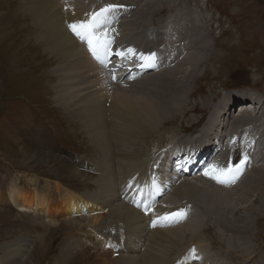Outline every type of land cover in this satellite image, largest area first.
Returning <instances> with one entry per match:
<instances>
[{
	"label": "rangeland",
	"instance_id": "374dc122",
	"mask_svg": "<svg viewBox=\"0 0 264 264\" xmlns=\"http://www.w3.org/2000/svg\"><path fill=\"white\" fill-rule=\"evenodd\" d=\"M61 3L63 5V8L60 7L62 11H69L70 6L76 4L79 8L77 13H80V0H61ZM109 5H113L115 8L107 14V21L110 20V22L105 27L109 38L113 41L112 46H110V53L113 51L115 55L109 53L108 58L110 57V60L119 66L126 62L124 58L134 63L139 60L141 53L137 50L139 45L130 44L126 39L130 31L133 32L136 41H143L142 34L150 38L151 34L161 28L171 16H184L186 19L191 18L198 21L197 24L202 25L203 31H205L200 33L207 37L206 42L210 46L209 50V46L204 48L208 50L203 52L205 63H201L194 72H192L194 68L189 64L178 69V71L187 74L188 72L196 73L194 79L189 76L191 81L185 80V83L188 84L187 96H184L185 106L187 105L186 110L178 115V113H171L167 109L165 122L162 121L161 126L152 131L155 135L143 134L146 141L140 139L143 146L142 150L146 149L147 151L150 149L151 143H158L153 139L156 137L164 139L162 142L158 139L159 144L153 150L154 153L156 151L158 154L163 153L162 159L166 160L164 162L167 165L168 174L162 176L165 180L164 195L157 200L156 205L163 211L157 215L165 217L173 213H185L184 217L168 221H164L163 218L155 219V222L156 220L158 222L155 223V226L153 224L151 231L175 229L186 224L189 227V224L194 223L195 228L198 227L196 231H186L189 230L187 225L183 227L186 232L182 236V240H179V244L182 243L181 252L183 254L191 252L190 249H193L195 245L194 241L201 236L204 249L213 254L212 257L216 254L219 264H264V209L261 216L251 217L252 232L250 236H246L237 235L242 231L232 227L231 224L233 223L222 222V218L228 216V213L232 216V220L237 218L234 221L236 226L243 225V219L247 218L246 209L249 208L250 204L242 203L241 200L235 201V203L230 202L232 196L229 197V200L225 197L229 202V207L226 210L213 203L212 206L215 208L210 207L209 199L207 200L208 205L205 206L201 205L196 198L194 200L198 203H188V199L191 197L185 199L187 202L177 204L164 202L167 198L172 200L174 189L185 179L194 182L199 187L201 186L200 188L204 190H207L210 185L226 191L230 189L232 193H236L235 198L242 197L243 200L245 199L244 196H241V191L236 190V188L241 185L243 178H246L249 172L255 168L252 164L253 150L248 147V144L254 136L260 137L262 144H264V126L260 125V123L264 124L260 116L263 115L264 107V0H94V8L89 11L84 10L85 14L81 15L89 17L93 12H99ZM5 17L10 21H5ZM198 17L200 20H197ZM116 20L117 30L115 33L118 31V36L111 37L113 34L111 26ZM201 20L202 22H199ZM35 23L24 10V4L21 3V0H0V192L2 196L7 197L13 187L16 186L24 189L33 188V190H49L50 187L52 198L58 200L61 192L53 188L57 184H61L67 190L86 196V194L94 193L95 187L106 176L103 170L107 171L111 167H104L106 164L103 160V154L94 145L93 142L96 141L90 138L87 124L80 117L73 115L74 109L78 108L74 104L89 92L103 88L101 91L105 94L104 103L108 108L113 104L114 97H117L118 100L126 98L132 105L138 103L143 105L146 99L151 98V92L160 93L157 90V87H161L159 82L152 79L161 72L162 69L159 66H162L166 71L174 70L176 66L181 64L180 61L186 60L189 56L183 49L185 52L182 54V56L184 55L182 59H178L175 52L173 53L174 56L172 55L170 58L168 49L172 48V41L163 30L165 34L163 39H159L160 45L156 46L153 45L155 43H151L149 50L142 53V55L167 53L164 54L165 56L162 55L160 57L162 60L160 61L159 58L156 63L157 70H154L158 73L151 70L153 72H148L150 74L148 76L147 73H144L145 75H141V78H138L140 74L133 77L139 79L134 81L130 78H132L135 68L133 72H127V76L125 75L127 78H123L125 81H114L117 83L114 87L96 82V77H94L95 83H92L89 89H86L85 85L77 87L76 93L70 97L72 99L70 106L64 107L62 104L66 102V97L63 95L65 100L61 99V103H58L57 97L59 95L57 96L55 93L57 78L60 76L56 69L58 66L57 59L54 61L49 59L48 54L42 49L43 46L39 45L36 39L39 34L37 32L38 27ZM150 39L156 40V38ZM177 40L180 41L181 38L179 37ZM146 41L148 40L143 42ZM183 42L185 45V41ZM118 44L122 50L133 49L135 55L125 52L124 58L116 56ZM85 45L88 47L86 42ZM139 49H141L140 46ZM158 49H161L159 53ZM87 51L86 53L91 57L92 53L89 52L88 48ZM177 61L179 62L177 63ZM138 63H136V67ZM175 74L174 71L172 75ZM166 76L169 79L171 77V75ZM130 80L134 83L129 82ZM74 84L68 87H73ZM183 91L184 88L179 91L180 96L186 94ZM168 93L169 91L162 93L164 98L168 97ZM237 93L250 94L248 99L242 102L240 100L235 101L231 104V107L235 106L231 109V123H236L237 127H232L227 119V124L222 125L221 129L238 130L240 127H244L247 133H241V128L233 133L234 135L228 136V139L224 135L216 136L213 120L216 118L217 110L225 107L226 98L234 97ZM173 96L175 95L173 94ZM109 99L112 100L111 103H109ZM172 102L173 100L170 101V104ZM243 102L253 106L250 108L248 106L249 109H246L248 111L243 112L245 110L241 106ZM169 108H172L171 105ZM253 111H257V113L254 114ZM219 114L221 115V111ZM242 115L244 117L250 116L242 121L240 120ZM251 116H254V119ZM208 125H210L209 128ZM206 127L209 130L211 128V132H207L208 134H205ZM204 134L206 138L201 139ZM211 141L214 143L213 146L210 145ZM189 142L190 146L187 145ZM245 142L247 145L244 144ZM160 147L161 149H159ZM176 149L179 150L178 153L170 155V152ZM260 151L264 153V145L262 148L258 145V149L254 152L255 160L260 156ZM26 153L33 158L25 157ZM49 154L57 159L54 158L47 162L48 159L45 156ZM40 155L42 162H40ZM42 155H45L44 158ZM218 155L219 157L216 158ZM244 155H248L246 164L251 167L248 168L245 165L242 174L233 183L220 184L204 175L208 165L212 164L214 160L217 162L216 166L219 168L226 166V169L229 164L233 166L239 164ZM183 158L187 160L184 161ZM180 161L188 164L190 167L188 172L191 173H182L185 163L179 165ZM197 162H200L198 167ZM202 163H205V166ZM112 165L110 164V166ZM260 165L262 164L260 163ZM114 166L115 172H117L118 165L115 164ZM153 166H156V163ZM261 167H264V162ZM76 171L82 173L83 176H77L78 173L75 176L73 173ZM195 171L199 172L196 174L197 176H190ZM181 174L188 178H183L179 182L177 177ZM244 174L246 177L243 176ZM251 180L253 182L260 180V183L263 184L261 185L262 194L258 193L259 190L254 187L255 191L250 194V200L262 199V195H264V170L256 171ZM115 182H117L119 193H121L120 196H123L119 178ZM248 188H250L249 185ZM223 196H227V194ZM259 204L260 201L253 210L259 207ZM166 205L172 209L164 210ZM105 213L107 214L108 211ZM149 213L147 211L146 217L151 216ZM194 215L201 218L193 220ZM42 220L33 214L18 210L7 201L0 205V262H9L7 259L14 258L12 256L14 253L19 255L11 260L10 264H97L99 261L98 250L92 248L89 253H86L78 241V236L89 228V223L81 220L80 217H76L74 220L69 219L66 223L63 221L56 226L49 225ZM190 221L191 223H188ZM98 228L107 235L111 234L112 237H117L114 230V232L106 231L101 228V225L97 226ZM235 236L240 241L238 239L236 241ZM247 241H249L251 249L248 252L242 251L241 248L246 247ZM21 247L25 250L24 252H20ZM225 249L227 250L225 251ZM193 254L194 257L189 259L187 264H206V262L211 261L208 257L198 258L197 253ZM179 257L182 258V256ZM174 264L179 263L175 261Z\"/></svg>",
	"mask_w": 264,
	"mask_h": 264
},
{
	"label": "bare ground",
	"instance_id": "6f19581e",
	"mask_svg": "<svg viewBox=\"0 0 264 264\" xmlns=\"http://www.w3.org/2000/svg\"><path fill=\"white\" fill-rule=\"evenodd\" d=\"M21 3L24 4V10L30 15L32 20L36 22L35 24L38 27L37 32L39 33L36 36V39L39 42V45L43 46L42 49L46 54H48L49 59L53 61L57 59L58 66L56 69L60 74V76L57 78L58 81L56 82L57 85L55 86V90H56L55 93L57 94V96L59 95L57 97L58 103H61L60 100L61 99L65 100L66 97V102L62 105L64 107L65 106L69 107L70 106L69 104L71 103L72 100L70 97L72 96V94L76 93L77 91L76 88L80 87V85H85V88L87 87L86 89H89L91 87V84L95 83L94 77H96V82L107 84V86L109 87L112 86L114 87L117 84L114 82L115 80L109 78L108 75L109 70L107 67V62L109 65L111 64L110 62L111 60H109L110 57L108 58L107 56L105 58L104 56L101 55V58L97 59L96 57L94 56L92 57L91 55L92 57L91 59V57H89L87 54L88 47H86L85 42L77 38L68 27L70 23L86 21L87 19L90 18V15L89 17H83V15L81 14H85L84 10L89 11L94 8V0H80V13H77L79 8L78 5L76 4L71 5L69 11L66 12L62 11L63 5L61 3V0H21ZM61 6L62 8H60ZM88 6H90L89 7L90 9L88 8ZM6 17L4 18L5 21L8 20L6 19ZM113 18L115 17L113 16ZM197 20H200L199 17ZM109 22L110 20L107 21V23ZM199 22H202V20ZM197 23L198 21H195L194 19L191 18L186 19L184 16H171L169 20H167L166 23L161 28L155 30L151 34L150 38H156V40H151L149 36H145L144 34H142L143 36L142 40L143 41L148 40V41L146 42L136 41L132 31H130L129 35L126 37L127 41L130 44H133L135 46L139 45L141 48L139 49V46H137L138 47L137 50L139 51V53L140 52L141 53L139 54V60L136 63L140 62L141 60L149 61L148 64L149 69L147 71H142L141 69L142 66L140 64L137 65L135 71L133 70L135 73L132 71L133 76L131 75L132 78L130 79L134 81H138L139 79L133 77H136L139 74L140 75L138 76V78L142 77L141 75H143L144 73L141 72H145V74L147 73L146 75L148 76L150 75L148 74V72L152 73L153 71L155 72V70H157L156 63L158 59L165 53L157 55V57L154 58L155 61L153 60L151 62L150 59H141L140 57L143 52H147L149 50L150 48L149 45L151 43H155L153 45L156 46L160 45L159 39L164 38L165 32L169 35L172 41V48L168 49V53H169L168 56L171 58L173 53L175 52L178 59L180 58L182 59L184 57V55L182 56V54H184L185 52L183 51V49L186 50L189 56V58H187L184 61L179 60L181 64L179 63L180 65L176 66L174 70L172 69L166 71L164 70V68H162V66H159L164 71L163 72L162 70L161 72L159 71L160 72L159 75L152 77V79H154L153 81L155 82L156 81L159 82L161 87H157V90L160 93L156 91L151 92L150 93L151 98L146 99L143 105L139 103L132 105L131 103L128 102L126 98L118 100L117 97H114L115 100L113 104L109 106L110 108H108L104 103V100L106 98L105 94H103L101 91L103 88L101 90L98 88L97 90L89 92L87 95L81 98L79 102L74 104L75 106H78V108L74 109L73 115L76 117H80L82 121L87 124L90 131L89 133L90 138L93 141L94 140L96 141L93 142L94 145L101 152V154H103V160L104 163L106 164V166L104 167H111L107 171L103 170V172L105 173L104 175L106 176L105 178L101 179L100 184L97 185V187H95L96 189L94 193L91 192L92 194L89 193L86 194L85 196L81 193L78 194L75 191L67 190L61 184H57L53 189L58 192H61V196L58 200H54L53 199L54 197L52 198L51 195L52 189L50 187L49 190H36V189L33 190V188L24 189L22 187L16 186L13 187V189L11 190V192L7 197L2 196L0 192V205L5 204L7 201L18 210H21L24 213L33 214L38 218L40 217L43 219L42 221H45L49 225H53V226H56L59 223L61 224V222L63 221L64 223H66L68 222L69 219L74 220V218L76 217H80L81 220H85L87 223H89L88 224L89 228L84 230L83 233H81L78 236V241L80 246L83 248V251L86 253H89L92 248L98 250L97 256L99 261L97 262V264H174L175 261L178 262L179 264L182 263L187 264V262L194 257L193 253H197L198 258H202V257L210 258L211 261L206 262V264H219V262H217L216 254L214 255V257H212L213 254L208 253L204 249L205 247L204 245H202L201 236H199L196 239V241H194L195 245L193 249H190L191 252H186L185 254L181 252L182 243L179 244V240L182 238V236L186 231H190V232L193 230L196 231V229L198 228L197 226H196L197 228H195L194 223H191L192 220L188 222L191 223L189 224L190 225L189 227L186 224L187 227L189 228V230L186 231L183 230V227L186 225L182 227L178 226L180 228L176 227L175 229L170 228L166 230L158 229L151 231L155 219L163 218L161 216H158L162 213L163 210L157 207L156 202H158L157 200L164 195L163 192L165 187L164 185L165 180L164 177L162 176L168 175L167 165L165 163L166 160L162 159L163 153L158 154L157 151L155 153L153 151L156 148V145L159 144L158 139L160 138L156 137L155 139H153L158 143L156 144L151 143L150 149L148 151L145 149L147 152L145 150H142L143 146L140 143L141 138L143 141H146V139H144L145 135L143 134H146L148 136L155 135L152 131L157 129L158 126H161L162 121L165 122V115H167L166 114L167 109L171 113H178V115L186 110L187 105L185 106L186 102L184 103V99H185L184 96L185 95L187 96L186 89L188 88V84L185 83L186 82L185 80L189 79V81H191L192 79L195 78L196 73H192V72H194L195 69L201 63L203 62L205 63L203 52L204 51L206 52L210 49L209 44L207 45L206 42L207 37L202 36L200 33L205 31H203L202 25ZM116 26H117V20L115 21V23H112L111 30H113V34L111 35V37L118 36V31L117 33H115V30H117ZM179 37L181 38L180 41L177 40L179 39ZM118 41L120 43V40ZM183 41H185V45ZM179 42H181V44H178ZM207 46H209V48L208 50H205L204 48H207ZM84 48L86 49L87 53ZM144 48L147 49L144 50ZM119 52L125 53L127 52V50L120 49L118 44V47L116 49V56H119L117 55V53ZM110 54L111 55L114 54L113 51ZM124 59L126 61L128 60L127 58ZM99 60L102 62V65L100 64ZM159 60L161 61L162 59L160 58ZM179 61H177V63ZM136 63H134V65ZM185 64H189L194 68L192 72H188L187 74L183 71H178V69H180ZM114 66H119V65H117V63H114ZM101 67L102 69L100 70ZM110 67L113 68V65L111 64ZM125 70L126 69L124 66L119 71L123 72ZM136 70H139V72L137 73ZM174 71L176 72V74L172 75ZM155 73H158V71ZM101 74L102 77H100ZM127 74H128L127 72L126 74L123 73L119 74L117 82L125 81L123 80V78L124 77L127 78L126 77ZM180 74L182 75L178 76ZM166 75H171L170 79L167 78ZM189 76L193 78L191 79ZM131 80L129 82L134 83V81ZM71 83L72 84L76 83V84H74L75 86L73 87H68L69 85H72ZM99 87L101 88V86ZM181 87L184 88L183 93L186 94L184 95L182 94L180 96L179 91H181L182 89ZM167 91H169L167 95L168 97L164 98V95L162 93L163 92L166 93ZM173 94L175 96H173ZM249 96L250 94L248 93L245 94L237 93L234 95V97L232 96L230 98H226L225 107L219 108L217 110V115L215 114L216 118H214V120L212 118L210 119L211 121L213 120L214 122L215 125L214 129L216 131V136L224 135V137L227 138L228 136L234 135L233 133L239 131V129L241 128H242L241 133L243 134L247 133L244 127H240L238 130L235 129L231 130L228 128L221 129V126L227 124L226 120L228 119L229 124L232 127L235 128L237 127L236 123H231L232 122L231 109L235 107V106L231 107V104L239 100L242 102L243 100L248 99ZM68 98L69 100H67ZM172 100L173 102L170 104V101ZM111 102L112 100L109 99V103ZM169 105H171L172 107L171 109L169 108ZM236 106L240 107L238 105ZM241 106H243L242 109L245 108V110H243L244 112V111H248L246 109H249L253 105L252 104L247 105V103L243 102ZM220 111H221V115L219 114ZM255 113H257V111L254 112V114ZM262 114L263 115L260 116L264 121V107L262 110ZM249 116L250 115H246L244 117L242 115L240 117V120L243 121L244 119L249 118ZM252 118L254 119V116ZM260 125L264 126L263 123H260ZM209 126L210 125H208V128ZM208 128L205 129V134L207 132L208 133L211 132V128L210 130ZM205 134L204 137H202L201 139L206 138ZM246 135L248 136V134ZM160 141L162 142L164 141V139L163 140L160 139ZM244 144H246V142ZM187 145L190 146V142ZM210 145L213 146L214 143H212L211 141ZM248 145H249L248 147H250V149L253 150L252 157L254 158L252 159V164L255 168L253 169L252 172H249L247 177L245 176L246 173L243 175L246 178H243V182L241 183V185L236 188V190L241 191L240 194H242L241 196L245 197L244 200L242 199V197L235 198L236 193L235 194L232 193L230 189L226 191L219 189L218 187L217 188L213 187L209 184L210 187H207V190H204L200 188L201 186L199 187L194 182H190L189 180L185 179V181L183 180L182 183H180L178 187L174 189L172 200H169L167 198L164 202L166 204L167 203L177 204L179 202H184V201L187 202V200L185 199L191 197V199H188L189 200L188 203L197 202L194 200V198H196L201 205L205 206L208 205L207 200L209 199V204H211L210 207L215 208L212 206L213 203L218 205L219 207L221 206L226 210L229 207V202H228L229 197L232 196V200H230V202L233 201L235 203V201L238 202L239 200H241L242 203L245 202L248 205L250 204L249 208L246 209L247 218L243 219L242 221L243 225L236 226L234 221H236L237 218L236 220L235 219L232 220V216L229 215L228 213V216H224L222 218V222L228 221L229 224L233 223L231 224L232 227H235L237 230L239 229V231H242L239 234L237 233V235L250 236L252 232L251 222H250L251 217L261 216L263 214V209H264V195H262L263 196L262 199L258 198V200L257 199H255L254 201L250 200V194L252 193V191H255V189L259 190L258 193L262 194L261 185L263 183H260V180H257V182H253L251 180V177L256 173V171L264 170V167H261L263 166V162H264V153L261 152L262 149L260 151L261 154L260 156H258L257 160H255V156H254V152L256 151V149H258V145L259 147L262 148V145L264 144H262L260 137L257 138L256 136H254V138L252 137V140ZM151 146H152V152H151ZM138 149L139 151H137ZM159 149H161V147ZM178 151L179 150L176 149L170 152V155L171 154L176 155ZM28 156L31 157L29 154L26 153L25 157ZM44 156L45 155H42L43 158ZM45 157H47L48 159L47 162H50L54 158L57 159L56 157H53L50 154L46 155ZM218 157L219 155L216 158ZM40 159H41V155H40ZM183 160L185 161L187 159L183 158ZM184 161H180V163L178 164L179 165L184 164L185 163ZM40 162H42V159L40 160ZM155 163L156 166H153V164ZM225 163L227 164V161ZM260 163L262 165H260ZM110 164L113 165L110 166ZM115 164L118 165L117 172H115V166H114ZM216 164L217 162L214 160V162L212 164H209L208 167L210 165H216ZM198 166H200V162H197V167ZM203 166H205V163L203 164ZM246 166L248 165L246 164ZM223 167L225 168L226 166ZM250 167L248 166V168ZM188 171H190V167L188 166L187 163H185V167L184 170H182V173L183 174L191 173ZM76 173H78L77 176H83L82 173L77 171L74 172L73 174L76 176ZM197 173L199 172L195 171V173L190 176H195ZM117 178H119L120 180V186H121L120 188L123 189L122 192L123 196H120L121 193H119L117 182H115ZM183 178H188V177L181 174L180 176L177 177V180L180 182ZM239 181L241 180L239 179ZM248 185L250 188H248ZM254 187L256 188L254 189ZM190 193H193V195L189 196ZM225 194H227V196H223ZM225 197H227L228 200L225 199ZM258 201H260L259 207L253 210L258 204ZM171 209L172 208L168 207L167 205L166 207H164V210H171ZM106 211H108L107 214L105 213ZM147 211L150 212L149 215L151 214V216L146 217ZM193 217H194L193 220H196L197 218H201L200 216H195V215ZM156 222L158 221L156 220ZM99 225H101V228H104L106 231L107 230L109 232L116 231L114 233L116 234L117 237L114 238L111 236V234L107 235L101 229L99 228L97 229V226ZM236 236H235V240L237 241L238 238H236ZM219 238L221 239V237ZM222 239L224 238L222 237ZM240 239L242 240V238ZM245 245L246 247L241 248V250L242 251L246 250L247 252L250 251L251 246L249 241H247ZM210 246H213V244H210ZM230 246L232 245L230 244ZM5 249L7 250V248ZM237 249L239 250L240 248ZM226 250L227 249H225V251ZM22 251L24 252L25 250L21 247L20 252ZM17 255L19 254L13 253L12 256L14 258L7 259L9 262L3 263V261H1L0 264H10L12 262L11 260H14L17 257ZM200 255L202 256L200 257ZM179 256H182V258ZM197 260L199 262V259Z\"/></svg>",
	"mask_w": 264,
	"mask_h": 264
},
{
	"label": "snow or ice",
	"instance_id": "6c2138e0",
	"mask_svg": "<svg viewBox=\"0 0 264 264\" xmlns=\"http://www.w3.org/2000/svg\"><path fill=\"white\" fill-rule=\"evenodd\" d=\"M115 6L109 5L102 8L99 12H93L90 18L86 21H80L76 23H70L68 25L72 33L82 41H85L88 45L89 51L97 59L101 58V55L106 58L111 51V44L113 43L112 39L109 38L107 29L105 27L107 23V14L110 11H113ZM128 54L135 55L133 49L129 48L127 50ZM117 55L122 58L125 57L124 52H119ZM141 59H151L152 57H144L141 55ZM115 77H113L114 79ZM234 142V141H233ZM248 161L247 155L240 161L239 164L231 165L225 168H219L216 165H210L208 169L205 170L204 175L208 178L215 180L217 183H233L239 175L242 174L243 167ZM185 213H173L169 216L163 217L165 221L172 220L178 217H184ZM155 221L153 222L155 226Z\"/></svg>",
	"mask_w": 264,
	"mask_h": 264
}]
</instances>
